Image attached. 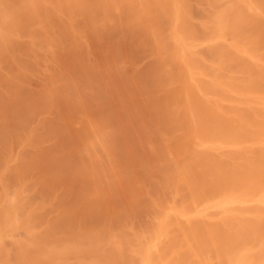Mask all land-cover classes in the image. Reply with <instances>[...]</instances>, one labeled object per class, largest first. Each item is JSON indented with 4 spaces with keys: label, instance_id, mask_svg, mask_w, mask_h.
Here are the masks:
<instances>
[{
    "label": "bare ground",
    "instance_id": "obj_1",
    "mask_svg": "<svg viewBox=\"0 0 264 264\" xmlns=\"http://www.w3.org/2000/svg\"><path fill=\"white\" fill-rule=\"evenodd\" d=\"M6 1L0 264H264V0Z\"/></svg>",
    "mask_w": 264,
    "mask_h": 264
},
{
    "label": "rangeland",
    "instance_id": "obj_2",
    "mask_svg": "<svg viewBox=\"0 0 264 264\" xmlns=\"http://www.w3.org/2000/svg\"><path fill=\"white\" fill-rule=\"evenodd\" d=\"M7 1H8V0H7ZM7 1H6V3H9V4L11 5L10 7H12V8H11V11H12V9H13L12 12L15 11V8H16V11H18L19 7L14 6V5H16V4H14V5L12 6L14 0H13V2H12V1H11V2H10V1L7 2ZM15 1H17V0H15ZM51 1H52V0H51ZM56 1H58V0H56ZM3 2H5V0H3ZM21 2H23V1L20 0L19 5H20ZM53 2H54V0H53ZM59 2H62V1L59 0ZM59 2H57V4H58ZM68 2H69V0H68ZM100 2H102V1H100ZM104 2H106V0H104ZM17 3H18V2H17ZM51 3H52V2H51ZM51 3H50V4H51ZM70 3H71V0H70ZM75 3H76V2H75ZM54 4H55V2H54L53 4L50 5L51 8H52V6H53ZM71 4H72V3H71ZM73 4H74V1H73ZM75 5H77V4H75ZM120 5H121V4H120ZM20 6L22 7V3H21ZM55 6H56V4H55ZM77 6H78V5H77ZM14 7H15V8H14ZM69 7H70V6H69ZM72 7H73V6H72ZM120 7H121V6H119L118 8L120 9ZM122 7L125 8V9L122 8V10H124V11H126L127 8H128V6H122ZM74 8H75V7H74ZM77 8H78V7H77ZM42 9H43V8H42ZM75 9H76V8H75ZM75 9H74V10H75ZM80 9H81V8H80ZM21 10H23V8H22ZM49 10H50V9H49ZM16 11H15L14 13H16ZM24 11L26 12V10H24ZM80 11H81V10H80ZM83 11H84V10H83ZM118 11H119V10H118ZM20 12H21V11H20V9H19V13H20ZM66 12H67V11H66ZM68 12H69V10H68ZM120 12H122V11H120ZM22 13L24 14V12H22ZM75 13H77L76 10H75ZM17 14H18V13H17ZM29 14H30V13H29ZM29 14L27 13V15H29ZM48 14H50V13L48 12ZM71 14H73V13H71ZM79 14H80V12H79ZM79 14H78V16L80 17L79 20H82V19H81L82 16H80ZM81 14H83V13H81ZM27 15H26V16H27ZM75 15H76V14H75ZM26 16H25V17H26ZM67 16H68V14H67ZM73 16H74V15H73ZM73 16H72V17H73ZM30 17H32V16H30ZM51 17H52V16H51ZM53 17H54V16H53ZM69 17H71V16H69ZM55 18H56V17H54V21L57 22V20H55ZM32 19H33V18H32ZM34 19H35V18H34ZM34 19H33V21H34ZM48 19H49V17H48ZM51 19H52V18H51ZM28 20H30L29 17H28ZM46 20H47V16H46ZM79 20H77V21L75 20V21H76V22H79ZM49 21H50V20H49ZM52 21H53V20H52ZM54 21H53V25L55 24V26H54V27H50V26H49L50 29L52 28V30H51L52 32H54V30H55V29L53 30V28L57 27V25H56V23H54ZM22 22H24V18H23V21H22ZM30 22H31V20H30ZM30 22H29V23H30ZM50 22H51V21H50ZM58 22H59V21H58ZM17 23L19 24V21L16 22V24H17ZM51 23H52V22H51ZM18 24H17V26H18ZM32 24H34V23L32 22ZM35 24H36V22H35ZM38 24H39V21H38ZM48 24H49V22H48ZM80 24L82 25L81 22L77 23L78 26H79ZM3 25H5L6 27H9L8 31L6 32V34H7V33H9V34H7V36H6L5 34H3L2 36L5 35L6 39H7V37L10 38V36H12L11 38H13V40H11V41L9 40V41H10L9 45L11 44V45L9 46V48L6 46L7 43H5V44H0L1 46L4 45L5 48H6V47L8 48V49L5 51L4 48L1 50V48H2L3 46L0 47V50H1L0 55H2V51H4L5 55L3 54V55H4L3 57H6V56L8 55V57H9V59H10L9 54H12V55H14V54H18V53H19V52H18V51H19V47H20V52H22V53L19 54V58H21V54H23L24 57H22L21 59H23V61H24V60L26 61V60H27L26 58H28V56L30 55V54L26 55V53L32 52V51L29 49V45H30V44L28 43V39H30V38H29V32H30V27H31L30 24H27V23H26L27 26H26L25 24H23V25H19V26L17 27L16 30L14 29L15 31L12 30L13 33L11 32V34H10V31H11V30H10L11 25L2 24V25H0L1 28H3V27H2ZM36 25H37V24H36ZM36 25H35V27H37V31H38V28H40V27H39V25H38V26H36ZM50 25H51V24H50ZM61 25H62V23L60 24V26H61ZM33 26H34V25H33ZM33 26H32V27H33ZM83 26H85V24H83ZM14 27L16 28L15 25L13 26V28H14ZM32 27H31V28H32ZM35 27H33V28L35 29ZM4 28H5V27H4ZM33 28H32V30H33ZM60 28H61V29H60ZM60 28H59V25H58L57 30H55L56 33L59 34V33H61L60 30H62V32L64 31V34H65V33H66L67 35L69 34V33L66 32V30H65V28H64L63 25H62ZM6 30H7V29H6ZM6 30L3 29V31H6ZM9 30H10V31H9ZM32 30H31V34H30L31 36H30V37L33 38V36H35V34H36L37 31L34 32V35H32ZM39 30H41V29H39ZM3 31H2V32H3ZM58 31H59V32H58ZM14 32H17V33H14ZM4 33H5V32H4ZM13 34H15V36H13ZM64 34H62V35L60 34V36H62V38H63V39H62V38L60 37V39H62L63 42H64V39H65V41H66V37H65ZM82 34H83V33H82ZM36 35H37V34H36ZM38 35H39V34H38ZM51 35H52V34H51ZM55 35H56V34L54 33V36H55ZM0 36H1V35H0ZM2 36H1V39L3 40V41H2V43H3V42H4V39L2 38ZM63 36H64V37H63ZM69 36L72 37V38H69ZM90 36H92V34H91ZM58 37H59V36H58ZM58 37H55V39H58V40H56V41H58V44H59V38H58ZM74 37H75V35H74ZM74 37H73V33L71 34V32H70V34L68 35L69 40H70V39L73 40ZM32 38H31V39H32ZM35 38H36V37H34V39H35ZM76 38H79V37L77 36ZM83 38H84V39L86 38V40H84V41H86L85 43H87V38H90V39H88V40H89L88 43L92 45V43H90V42L92 41V39H94V37L91 39V37L86 36L85 33H84V34H83ZM31 39H30V42H31ZM36 39H37V38H36ZM56 41H55V43H57ZM93 41H94V40H93ZM36 42H38V40H37ZM88 43H87V44H88ZM23 44H25V45H26V48H28V50L25 48L26 51H27L25 54H24L25 51H21V50L24 49V48H23ZM27 44H28V46H27ZM37 44H38V43H37ZM58 44H57V46H58ZM36 46H37L38 48H40L39 45H36ZM88 46H89V45H88ZM93 46H94V44H93ZM24 47H25V46H24ZM90 47H91V46H90ZM90 47H88V48H90ZM21 48H22V49H21ZM57 48H59V46H58ZM93 48H94V47H93ZM90 49H91V48H90ZM34 50L37 51L36 53H41V50H40V49H39L40 51H38L37 48L34 49ZM34 50H33V52L35 53ZM28 51H29V52H28ZM90 51H91V50H90ZM92 51H93V50H92ZM94 52H95V51H94ZM135 52H136V54H137V53L139 52V50L135 49ZM135 52H134V55H133V56H135V57L132 56L133 58H130L131 60H132V59L135 60V58H136ZM34 53H31V54H34ZM36 53H35V54H36ZM91 53H93V52H91ZM140 53L142 54V52H140ZM145 53H146V52H145ZM35 54H34V56H36ZM25 55H26V56H25ZM37 55H39V54H37ZM138 55L140 56L139 53H138ZM146 55H147V54H146ZM30 56H31V55H30ZM30 56H29V61H26V62L28 63V64L26 63V64L28 65V67H27V66H26V67L29 69V72H31L30 69L33 70L32 72H35V68H36V66H39L40 63L42 64L43 59H46V58H45L44 55L42 54V56L40 57V61H41V62H39V64L35 66V65H33V64H29V63H32V61H30V59H31ZM94 56H95V54H94ZM94 56H93V57H94ZM13 57H14V56H13ZM42 57H44V58H42ZM147 57H148V56H145L146 59H147ZM6 58H7V57H6ZM19 58H18V59H19ZM24 58H25V59H24ZM34 58L36 59V57H34ZM41 58H42V59H41ZM145 58L142 57V55H141L140 57H138V59H136V60L138 61V63H137V61H134V63L136 62V63L138 64V66H142L143 64L146 63ZM21 59H20V60H21ZM141 59H143V60H142L143 64H142V62L140 61ZM37 60L39 61L38 57H37ZM37 60H36V62H34V64H35V63L37 64V62H38ZM0 61H2V59H0ZM18 61H19V60H18ZM34 61H35V60H34ZM2 62H4V61H2ZM139 62H140V63H139ZM147 62H148V61H147ZM21 63H23V62H20V65L23 66L24 63H23V64H21ZM45 63H47L48 66H47ZM45 63L43 62L44 65L42 64V66H39V68H42V69H43V66H44V68H45V65H46V69H47V68L50 66L49 64L51 63V60H50V62L46 60ZM54 63H56V62L54 61ZM136 63H135V68H134V70H135L136 68H138V66H136ZM2 64L4 65V63H2ZM52 64H53V62H52ZM52 64H51V66H52ZM56 64H57V63H56ZM129 64H130V61H129ZM140 64H141V65H140ZM14 65H15V64H14ZM14 65H13V66H14ZM29 65H30V67H29ZM32 65H33L34 67H33ZM54 65H55V64H54ZM54 65L52 66V68L54 67ZM31 66H32V67H31ZM51 66H50V67H51ZM131 66H132L131 69H133V64H131ZM9 67H10V66H9ZM9 67H8V69H9ZM50 67H49V68H50ZM129 67H130V66H129ZM10 68H11V67H10ZM13 68H14V67H13ZM39 68L37 67L36 70L38 71ZM54 68H55V67H54ZM139 68H140V70H142V68H144V66H143V67H139ZM4 69H5V68H4ZM8 69H7V67H6V69H5L4 71H6V73H8V71H9ZM11 69H12V68H11ZM46 69H45V70H41V69H40V70L42 71L41 73H43L42 76L40 75V77H39V75L35 73V75L33 76V80L29 79V80L32 82V84H31V83H30V84H27L28 86L31 85V87L29 86V87H30V90H31V88H32V90H34V89L37 90V89H39V87L41 88V84H44V82H45V81H44L45 79L43 80V77H45L44 75H46V74H44V73L47 72ZM50 69H51V68H50ZM50 69H49V70H50ZM131 69H130V70H131ZM144 69H145V68H144ZM7 70H8V71H7ZM53 70H54V69H53ZM13 71H14V70H13ZM19 71H20V70H19ZM19 71H18V73H19ZM27 71H28V70H27ZM37 71H36V72H37ZM44 71H46V72H44ZM131 71H132V70H131ZM2 72H3V71H2ZM11 72H12V71L10 70L9 73L11 74ZM15 72H16V71H15ZM21 72H22V71H21ZM51 72H52V71H51ZM18 73H15V74L18 76V75H19ZM22 73H23V72H22ZM29 74H30V73H29ZM39 74H40V71H39ZM20 75H21V74H20ZM37 75H38V76H37ZM28 76H30V75H28ZM28 76H27V77H28ZM31 77H32V76H30V78H31ZM36 77H37V78H36ZM38 77H39V78H38ZM40 78H41V79H40ZM45 78H46V77H45ZM42 80H43V81H42ZM41 81H42V83H41ZM27 83H28V80H27ZM28 86H26V87L29 88ZM42 86H43V85H42ZM25 89H26V88H25ZM25 89H24V90H25ZM26 90H27V89H26ZM19 110H21V108H20ZM18 112H20V111H18ZM18 114H20V113H18ZM36 118H37V117H36ZM33 120H34V118H33ZM33 120H32L31 118H30V120H29L30 122H31V121L33 122V123L31 122V125H32V124H33V125H34V124H37V122L35 123V121H33ZM9 123H10V122H9ZM29 125H30V124H29ZM13 127H14V126H13ZM16 143H17V142H16Z\"/></svg>",
    "mask_w": 264,
    "mask_h": 264
}]
</instances>
